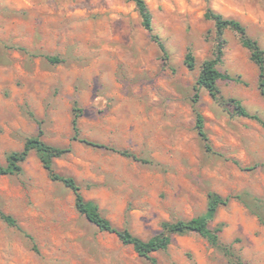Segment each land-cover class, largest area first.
Instances as JSON below:
<instances>
[{"label": "rangeland", "instance_id": "obj_1", "mask_svg": "<svg viewBox=\"0 0 264 264\" xmlns=\"http://www.w3.org/2000/svg\"><path fill=\"white\" fill-rule=\"evenodd\" d=\"M144 1L151 33L131 0H0V163L40 129L44 143L70 148L54 161L56 173L74 178L114 227L142 240L163 222L201 215L210 192L247 193L262 204L264 219V127L232 115L203 89L193 103L214 46L205 12L240 21L264 50V0ZM224 38L218 69L241 82H219L220 93L264 119L257 67L236 34ZM188 50L193 70L184 65ZM75 115L79 138L107 149L73 140ZM0 210L21 229L0 219V264H149L81 216L73 194L49 180L35 152L20 175L0 176ZM218 226L220 241L244 264H264V223L241 202L218 209L210 228ZM152 257L158 264H231L196 234L174 236Z\"/></svg>", "mask_w": 264, "mask_h": 264}, {"label": "trees", "instance_id": "obj_2", "mask_svg": "<svg viewBox=\"0 0 264 264\" xmlns=\"http://www.w3.org/2000/svg\"><path fill=\"white\" fill-rule=\"evenodd\" d=\"M139 15L142 28L148 32H152V15L144 0H131ZM206 20L213 23L214 28V46L211 58L206 59L200 66V72L196 80L195 95L193 103L196 104L200 90H205L209 97L218 105H225L231 108L232 115L240 118H246L257 122L264 127V119L258 114H252L246 110L239 100L233 98H224L219 90V82H241L239 77H232L227 73L221 72L218 67L222 64L224 48L226 40L224 35L226 31L233 32L238 36V39L248 52L250 60L255 64L258 71L257 88L262 98H264V50L259 43L252 39L246 31L242 23L233 18H226L215 13L212 10H207L204 14ZM152 39L157 43L162 53H165L163 44L152 36ZM51 63H58L59 60L55 58H48ZM196 60L193 53L188 50L184 65L188 70L195 68ZM78 115H75L72 121L73 140L82 142L92 147L106 148L101 144L89 142L79 138V130L77 127ZM195 129L200 137L204 149L207 153L211 152V146L204 129V118L202 114L195 109ZM43 133L39 129L35 136L29 137L23 148L20 151L10 152L6 155V163H0V176H14L22 173V164L28 159L32 152H35L42 168L47 173L51 182L59 183L74 196V206L76 211L83 216L89 223L94 225L99 231L113 234L117 237L119 242L124 246H130L138 257L145 259L149 264H158L157 260L152 257L153 253L165 251L168 249L174 236H185L188 234H196L204 239L211 247L219 250L231 264H244L241 257L232 250V246L224 244L220 241V233L222 226L215 229L210 228V224L214 221L217 211L220 207L227 206L231 201L236 200L241 202L251 213L256 215L261 222L264 223L261 211L263 209L260 201L251 195L237 194L234 196L222 197L216 193L210 192L207 194L205 211L190 220H177L173 222H163L160 225L158 234L148 240H142L133 235L127 229H118L106 219L99 211L98 206L92 201H86L81 194L80 187L76 180L72 177L61 176L56 173L54 168V161L70 152V148H59L50 146L44 143L41 139ZM119 155L132 159L134 161H142L134 154L125 150H112ZM145 163V162H143ZM0 219L9 227L21 231L17 221L11 215L5 214L0 210Z\"/></svg>", "mask_w": 264, "mask_h": 264}]
</instances>
